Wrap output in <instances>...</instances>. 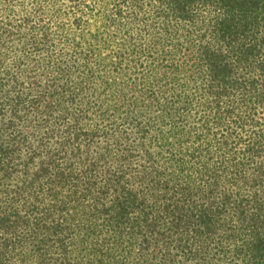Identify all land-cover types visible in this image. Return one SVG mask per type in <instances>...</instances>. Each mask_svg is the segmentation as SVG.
<instances>
[{"label": "trees", "instance_id": "obj_1", "mask_svg": "<svg viewBox=\"0 0 264 264\" xmlns=\"http://www.w3.org/2000/svg\"><path fill=\"white\" fill-rule=\"evenodd\" d=\"M33 1L0 8V264H264V0H102L88 42Z\"/></svg>", "mask_w": 264, "mask_h": 264}, {"label": "rangeland", "instance_id": "obj_2", "mask_svg": "<svg viewBox=\"0 0 264 264\" xmlns=\"http://www.w3.org/2000/svg\"><path fill=\"white\" fill-rule=\"evenodd\" d=\"M72 2V3H71ZM40 0L41 8L45 11L42 21L35 22L37 26L44 25L48 29V34L54 39H73L89 41L91 34L95 32L103 33V14L105 8L101 6L102 0ZM33 0H0L1 9H10L14 4V12L8 11L15 23V17L33 14ZM18 4H21L20 7ZM3 12L0 10V18ZM26 33L27 27L21 28ZM113 32V30H110ZM21 47L14 42L10 57L14 52L21 54ZM57 49H53V56L59 54Z\"/></svg>", "mask_w": 264, "mask_h": 264}]
</instances>
